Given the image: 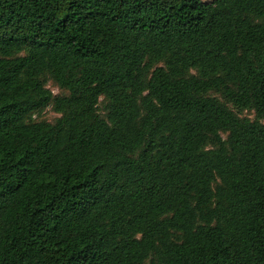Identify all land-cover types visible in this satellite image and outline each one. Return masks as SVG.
<instances>
[{"label": "trees", "instance_id": "16d2710c", "mask_svg": "<svg viewBox=\"0 0 264 264\" xmlns=\"http://www.w3.org/2000/svg\"><path fill=\"white\" fill-rule=\"evenodd\" d=\"M232 255L264 264V0H0V264Z\"/></svg>", "mask_w": 264, "mask_h": 264}, {"label": "rangeland", "instance_id": "374dc122", "mask_svg": "<svg viewBox=\"0 0 264 264\" xmlns=\"http://www.w3.org/2000/svg\"><path fill=\"white\" fill-rule=\"evenodd\" d=\"M205 1V0H204ZM48 87L52 90L53 93H58L59 90L57 87H55L53 84L49 83ZM241 114H246L249 116H252V112L249 111H244ZM58 114L53 110V108L51 106L47 107L45 109V111L42 113V117L48 120H52L53 118L57 117ZM230 264H236V259L235 257L232 255L230 256Z\"/></svg>", "mask_w": 264, "mask_h": 264}]
</instances>
